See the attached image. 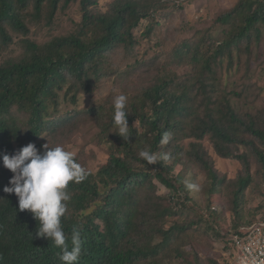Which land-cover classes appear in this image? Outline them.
Returning a JSON list of instances; mask_svg holds the SVG:
<instances>
[{
    "label": "trees",
    "instance_id": "16d2710c",
    "mask_svg": "<svg viewBox=\"0 0 264 264\" xmlns=\"http://www.w3.org/2000/svg\"><path fill=\"white\" fill-rule=\"evenodd\" d=\"M184 2L114 0L103 10L98 0H0V264H63L61 248L39 237L33 214L21 211L18 197L4 191L13 173L2 158L29 143L42 152L84 119L98 124L110 155L97 173L85 170L84 179L70 182L67 189L71 198L61 224L69 249L73 229L81 233L76 264H171L165 262L168 252L185 258L187 253L177 248L198 243L209 232L225 245V256L209 263L230 264L234 236L255 219L242 214L244 194L264 183L262 95L249 101L254 86L244 83L240 90L232 81L243 65L251 70L264 64V0H239L209 29L173 48L165 44L164 34L158 42L162 50L140 57L143 41L159 35ZM74 6L80 21L72 32L43 43L31 39L33 27L54 31L58 16ZM15 44L20 55L7 57ZM118 58L128 65L114 69ZM115 77L131 80L132 86L134 79L141 83L135 91L125 83L129 128L124 138L116 134L113 100L83 111L75 108L80 94H93L104 79ZM61 97L70 102L62 110ZM165 133L169 142L162 144ZM204 141L221 159L242 165L236 180L227 185L219 177ZM144 150L156 160L140 157ZM184 158L207 177L212 197L202 212L183 178L173 173ZM252 160L258 164L256 175ZM155 180L171 191L170 197L157 193ZM222 187L233 198L235 221L229 230L212 210L211 200ZM187 213L197 214L196 220ZM176 215L185 216L186 223L168 227Z\"/></svg>",
    "mask_w": 264,
    "mask_h": 264
},
{
    "label": "rangeland",
    "instance_id": "374dc122",
    "mask_svg": "<svg viewBox=\"0 0 264 264\" xmlns=\"http://www.w3.org/2000/svg\"><path fill=\"white\" fill-rule=\"evenodd\" d=\"M114 0H98L99 8L106 10L108 5ZM177 2L178 0H167ZM185 1L183 10H178L175 14L165 23L164 28L161 29V33L156 35L152 39H146L142 45L138 48L140 57H147L153 54V51L162 50L159 41H162L160 37L164 35L165 44L170 48L182 41L183 39L194 37L198 31L209 29L215 18L223 13L231 10L239 0H182ZM169 4V3H167ZM80 21V12L78 6H74L69 9L68 12L60 14L56 21L55 30H51L47 27H33L31 30V39L43 43L51 39L53 35H67L75 28L74 22ZM20 38H16L19 41ZM154 49V50H153ZM21 53L20 47L13 45L7 51V57H17ZM1 63V58H0ZM128 62H122L118 59L114 60V69H121L126 67ZM183 72V69L179 70ZM95 89L93 94H80L78 96V104L75 108L85 110L92 106L93 103L109 98L113 100L116 95H125V87L127 82L130 81H117L115 78L104 79ZM236 81L240 90L244 83L254 86L253 94H249V101L256 99L257 94H261L262 98L259 100V106L264 108V64L262 66L254 65L251 70H248L244 65L237 71L236 75L232 79ZM118 82V83H117ZM127 83V86L129 85ZM140 81L134 79V85H131L133 91L140 87ZM245 100H243L244 102ZM61 109L70 105V102L63 101ZM257 103V104H258ZM189 142H185L186 145ZM51 147L61 146L65 150L73 153L74 158L82 164L86 171L97 173L109 160L110 147L100 135V127L92 119H84L81 123L70 128L60 137L53 139L50 142ZM204 145L209 152L210 156L215 162V167L218 171L219 177L226 179L227 185L236 180L242 172V165L236 160L221 159L212 148L208 141H204ZM252 173L256 175L258 173V164L252 160ZM138 165V164H136ZM174 175H180L183 178L184 183L195 185V188L190 189L189 196L199 203L197 210L204 208L206 201L210 198L209 195V183L206 175L194 164H192L187 158H184L176 165L174 169ZM157 186V193L167 197L171 196V191L166 189L158 181H154ZM212 197V196H211ZM242 211L246 220L251 219L254 215L255 219L252 223H258L264 221V183H256L249 187L243 198ZM233 198L231 192L229 193L226 188L221 189L220 194L213 196L211 202L212 210L220 217L219 223L225 229L233 225L235 218L233 215ZM201 204V205H200ZM186 216L196 220V215L193 213H187ZM186 223V217L174 216L169 219L167 225L171 227L173 225L183 226ZM212 225V224H211ZM251 225V224H250ZM249 226V225H248ZM247 227V226H243ZM242 227V228H243ZM191 235L192 231H188L186 235ZM213 234L209 232L208 235H201L197 242L190 244L189 241L183 243L179 248L181 252H186L185 258L176 259L174 251L167 253L165 262L171 264H211L216 259H221V256L225 255V245L223 242L211 237ZM183 242V241H182ZM181 242V243H182ZM194 247V254L189 255L191 247Z\"/></svg>",
    "mask_w": 264,
    "mask_h": 264
},
{
    "label": "clouds",
    "instance_id": "9594fccd",
    "mask_svg": "<svg viewBox=\"0 0 264 264\" xmlns=\"http://www.w3.org/2000/svg\"><path fill=\"white\" fill-rule=\"evenodd\" d=\"M127 97L123 94L113 97V123L118 129L116 134L127 135L128 119L125 111ZM169 134L165 133L161 143L169 142ZM41 152L34 143L22 147L15 155H4L3 166L13 173L10 186L4 191L18 197L21 211L27 210L38 221L37 235L51 240L61 248L60 260L63 264H76L81 254V233L73 229L71 233V249L66 244L65 232L61 220L67 210L70 195L67 191L70 182H80L85 177V169L75 160L73 153L61 146L49 147L45 144ZM140 157L152 163L156 155L149 151H141ZM189 189L195 185L187 184Z\"/></svg>",
    "mask_w": 264,
    "mask_h": 264
},
{
    "label": "built area",
    "instance_id": "2783aa9c",
    "mask_svg": "<svg viewBox=\"0 0 264 264\" xmlns=\"http://www.w3.org/2000/svg\"><path fill=\"white\" fill-rule=\"evenodd\" d=\"M230 264H264V221L243 227L232 241Z\"/></svg>",
    "mask_w": 264,
    "mask_h": 264
}]
</instances>
